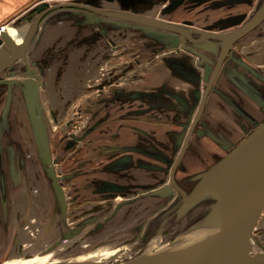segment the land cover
<instances>
[{
  "label": "crops",
  "instance_id": "obj_1",
  "mask_svg": "<svg viewBox=\"0 0 264 264\" xmlns=\"http://www.w3.org/2000/svg\"><path fill=\"white\" fill-rule=\"evenodd\" d=\"M33 1L0 0V19L16 17ZM97 1L90 0L89 4L119 10L123 0ZM262 2L202 0L195 4L187 0L161 10L160 1L142 0L135 1L141 7L127 6L128 11L226 33L241 26ZM124 4L125 1L121 3ZM59 9L41 21L27 49L25 64L36 67L40 75L36 100L47 138L49 131L60 125L59 117L71 111L85 115L75 128L88 137L87 150H80L84 144L66 138L62 139L63 151L58 153L65 161L73 156L83 163L85 169L80 171V185L75 191L88 194L92 190L86 188L93 187L95 192L104 193L118 188L119 194H130L164 185L194 120L200 92L214 67L211 60L215 53L219 54L220 46L205 40L193 43V50H189L153 35L143 26H103L83 19L75 11ZM232 50L207 102L202 120L206 133L193 134L178 170L180 182L187 175L206 172L226 155L224 145L233 144V134L242 129V110L251 119L260 121L264 116V110L243 94V79L237 76L246 74L248 81L264 83V21L237 41ZM202 56L206 58L204 63ZM10 79L14 80L11 102L19 107L22 102L26 104L31 117L25 95L26 77L7 80V99ZM130 91L141 93L132 95ZM61 124L63 128L65 122ZM78 150L80 155L76 154ZM7 157L10 170V163L16 159ZM37 170L43 172L44 168L38 166ZM131 187L136 191L122 189ZM168 200L161 195L141 200L136 206L153 214ZM36 203V210L42 207V192Z\"/></svg>",
  "mask_w": 264,
  "mask_h": 264
},
{
  "label": "rangeland",
  "instance_id": "obj_2",
  "mask_svg": "<svg viewBox=\"0 0 264 264\" xmlns=\"http://www.w3.org/2000/svg\"><path fill=\"white\" fill-rule=\"evenodd\" d=\"M72 1L88 4L90 2V0H34L16 17L0 19V26L6 25L8 30L14 29L30 23L41 10L50 5ZM123 1L126 4L121 5ZM123 1H120L119 5L122 8L121 10L117 8L118 11H128L127 5H134L135 1L142 0ZM158 1L161 2V10H164L171 4L187 0ZM192 1L197 4L202 0ZM139 5L141 7V3L135 4L137 7ZM61 10L75 11L83 19L88 20H92V16L95 15L79 8H61L57 11ZM131 11L151 16L132 9ZM96 23L103 26H139L106 16H99ZM149 32L174 43L170 38L172 33L170 31ZM193 35L196 34L193 33ZM187 43L193 49L192 44L195 42L187 41ZM217 56L218 53H215L211 60L212 64H215ZM27 61L26 55L0 74V264H39L56 261H102L116 264L133 259L142 253L152 240L157 239L159 245L175 243L181 235L190 236L199 227L206 225L205 222L213 217L210 212L215 204L213 200L199 204L181 218H177L175 214L165 219H163L164 216L158 217L156 224L151 226L147 239L141 238V240L139 237L143 234L151 214L149 211L142 212L136 206L137 202L134 198L138 194L110 196L105 191L97 194L98 200L87 201L86 199L92 196L91 193L87 194L84 190L75 191L77 185H80L78 182L81 179L80 171L85 169L82 166L83 163L73 156L65 161L58 155L63 151L62 139L66 138L78 144H84L80 150L88 148L86 145L88 137L82 132L78 133V130L76 132L77 128H75V123L82 121L85 115L75 114L74 111L59 117L57 122L61 126V123L65 122L64 129L58 125V128L55 127L49 131L47 138L48 144L51 141L49 144L53 154L51 160L61 185L60 190L55 189L51 175L45 171L48 165L41 159L32 117L26 104L22 102L19 107L12 101L10 109L5 111L7 80L13 76L23 77L24 75L20 73L26 72ZM212 68L213 66L211 71ZM237 76L243 79V94L256 102L259 108H263L264 83L248 81L246 74L242 76L237 74ZM130 93L134 95L141 91H130ZM263 121L264 116L260 121L251 119L242 110V129L233 134V137H236L233 144L244 140ZM80 150L76 154L80 155ZM7 156L11 158L13 156L16 159V162L10 163L13 166L10 170L9 163L6 161ZM38 166L44 168V171L39 172ZM99 180L95 181L98 186ZM38 185L40 191H38ZM103 189L106 190V188ZM39 192H42L44 203H41L42 207L36 210ZM250 252L256 256H264V210L253 229Z\"/></svg>",
  "mask_w": 264,
  "mask_h": 264
},
{
  "label": "water",
  "instance_id": "obj_3",
  "mask_svg": "<svg viewBox=\"0 0 264 264\" xmlns=\"http://www.w3.org/2000/svg\"><path fill=\"white\" fill-rule=\"evenodd\" d=\"M59 8H79L90 11L95 14L91 18L92 21L98 20L99 16H106L138 24L148 31L167 30L172 32L170 38L175 46H183L187 49H191L187 41L212 40V46H220L215 67L206 82L200 108L188 131L183 149L172 168L170 183L158 190V194L163 196L174 191V187L180 192L178 194H181L183 199L178 208V216L185 214L204 199L213 200L215 203L227 201L224 205L225 207L221 208V215L219 217L216 214L214 215L215 221L221 227V235L217 246L198 261L161 262L132 260L116 264H264V256H256L250 252L253 229L264 210V121L249 136L235 145L219 162L206 172L201 173L199 182L190 193L186 192L175 177L177 165L197 128L207 104L208 96L224 62L229 59L233 45L264 20V0L241 27L226 33L204 31L182 23L147 17L133 11L105 9L78 1L50 5L41 10L30 23L16 27L17 31L23 35L22 41H17L8 31H2L0 35V74L12 67L23 56H26L27 49L43 18L51 11ZM193 33L196 35H193ZM204 61H206V58L202 56V62ZM24 76L26 77L24 81L26 84L25 95L33 120L40 155L48 165L47 171L53 179L55 189L60 190L59 175L56 173L51 160L50 147L37 108V80L40 79L38 69L28 65ZM13 83L14 80L12 79L8 81V99L5 111L9 110ZM198 134L204 135V130L198 129ZM39 264L112 263L102 261H56Z\"/></svg>",
  "mask_w": 264,
  "mask_h": 264
},
{
  "label": "bare ground",
  "instance_id": "obj_4",
  "mask_svg": "<svg viewBox=\"0 0 264 264\" xmlns=\"http://www.w3.org/2000/svg\"><path fill=\"white\" fill-rule=\"evenodd\" d=\"M142 15V14H141ZM146 16V15H144ZM152 17V16H147ZM157 18V17H152ZM5 30L8 31L7 27ZM17 41L23 40V35L17 29L10 32ZM1 35V34H0ZM24 57V56H23ZM227 201L215 203L210 211L213 217L205 222V226H201L192 235H181L175 243L159 245L158 240H152L143 250L142 253L131 259L130 261H198L203 259L205 255L214 247L221 235V227L214 219V215H221V208L225 207ZM208 219V218H207ZM218 220V218H217Z\"/></svg>",
  "mask_w": 264,
  "mask_h": 264
},
{
  "label": "flooded vegetation",
  "instance_id": "obj_5",
  "mask_svg": "<svg viewBox=\"0 0 264 264\" xmlns=\"http://www.w3.org/2000/svg\"><path fill=\"white\" fill-rule=\"evenodd\" d=\"M255 11V10H254ZM253 11V12H254ZM252 12V13H253ZM252 15V14H251ZM251 15L249 16V18L251 17ZM248 18V19H249ZM247 19V20H248ZM246 20V21H247ZM245 21V22H246ZM264 21V20H263ZM262 21V22H263ZM244 22V23H245ZM261 22V23H262ZM243 23V24H244ZM242 24V25H243ZM241 25V26H242ZM259 25V24H258ZM257 25V26H258ZM241 26H239V27H241ZM256 26V27H257ZM238 27V28H239ZM255 27V28H256ZM238 28H236V29H238ZM254 28V29H255ZM253 30V29H252ZM251 30V31H252ZM249 33V32H248ZM247 33V34H248ZM246 34V35H247ZM246 35H244V36H246ZM243 36V37H244ZM243 37H241V38H243ZM240 38V39H241ZM239 39V40H240ZM239 40H237V41H239ZM236 43V42H235ZM230 57H232V53H230V56H229V59H230ZM228 60V59H227ZM201 62H202V59H201ZM205 62V61H204ZM204 62H202V63H204ZM216 63V62H215ZM214 67H215V64H214ZM214 67H213V69H214ZM213 69H212V71H211V73H210V75H209V77L207 78V80L205 81V85H204V89H205V87H206V82L209 80V78H210V76H211V74H212V72H213ZM217 80V79H216ZM215 83H216V81H215ZM214 89H215V84H214V86H213V88H212V90H211V92H210V94L214 91ZM203 92H204V90L202 91V93H201V95H200V97L202 98V95H203ZM210 94H209V96H210ZM209 96H208V99H209ZM201 98H200V103H199V107H198V109H197V111H196V114H197V112H198V110H199V108H200V104H201ZM207 102H208V100H207ZM206 107H207V104H206V106H205V109H204V112H203V114H202V116H201V118H200V120H199V122H198V125H197V128L195 129V131H194V133L196 132L197 134H198V129H203L204 130V134L206 133V130H205V128H203V126H202V120H203V117H204V114H205V110H206ZM262 109L264 110V103H263V105H262ZM196 114H195V116H196ZM195 118V117H194ZM192 125V124H191ZM191 125H190V127H191ZM190 127H189V129H190ZM189 131V130H188ZM193 133V134H194ZM187 134H188V132H187ZM187 134H186V136H185V138H184V140H183V143H182V146H181V149H180V151H179V153H178V155H177V157L175 158V160L172 162V164H171V166H170V169H169V180L164 184V185H162V186H160V187H157V188H153V189H145V191H143L142 190V192H141V190H140V192L139 193H134V194H138L137 195V197H135L134 198V201L135 202H139L140 201V203H141V200H144V199H150L151 197H159V196H161L160 194H158V190L159 189H161L162 187H164V186H166L167 184H169L170 183V180H171V171H172V168H173V166H174V164H175V162H176V160H177V158L179 157V155H180V153H181V151H182V149H183V145H184V143H185V140H186V137H187ZM199 135V134H198ZM193 136V135H192ZM192 138V137H191ZM191 138H190V140H189V142H188V145H187V147H186V149H185V152L183 153V155H182V157H181V160H180V162L178 163V165H177V168H176V171H175V177H176V180H177V182L186 190V192L187 193H190L192 190H193V188L197 185V183L199 182V180H200V178H199V176H200V174H198V175H187L183 180L184 181H182V182H180L178 179H177V174H178V170L180 169V167L182 166V161H183V158H184V156H185V154H186V152H187V150H188V147H189V145H190V143H191ZM235 145H237V144H235ZM234 144H230V145H224V147H225V150L227 151V153L235 146ZM78 187H76V189H77ZM144 189V188H146V187H141V189ZM86 189H88V190H92V196H90L89 197V199H86L87 201L89 200H91V201H96V199H98L97 198V194H99V193H97V192H95V188H86ZM123 190H124V192L125 191H127V190H132V192L133 191H136V189L134 188V187H131V188H122ZM111 191H109V192H107V194L108 195H115V194H119V193H121V192H118L117 190H118V188H113V189H110ZM178 193H180L175 187H174V191H172L171 193H169V194H166L165 196L166 197H168V201H167V203L164 205V207L162 208V209H160V210H158V211H156L155 213H153V214H151V216L148 218V220H147V223H146V228L144 229V232H143V234H141L140 235V237H139V239H143V240H145V239H147V237H148V233H149V231H150V228H151V226L152 225H154V224H156V220H157V218L158 217H162V216H164V218L163 219H165V218H167V217H170V215H172V214H175L176 216H177V218H181V217H183V216H185L186 214H188L193 208H195L196 206H198L199 204H201V203H203V202H205V201H207V200H210V199H204V200H202L199 204H197V205H195L191 210H189L188 212H186L185 214H183V215H181V216H178V208H179V206L181 205V203H182V199H183V197H182V195L181 194H178ZM88 194H90V193H88ZM101 194V193H100ZM150 219H152V220H150ZM150 220V221H149ZM160 220H161V218H160ZM141 239V240H142ZM144 242V241H143Z\"/></svg>",
  "mask_w": 264,
  "mask_h": 264
},
{
  "label": "built area",
  "instance_id": "obj_6",
  "mask_svg": "<svg viewBox=\"0 0 264 264\" xmlns=\"http://www.w3.org/2000/svg\"><path fill=\"white\" fill-rule=\"evenodd\" d=\"M5 27H7L6 25H1L0 26V34L2 33L3 30H5Z\"/></svg>",
  "mask_w": 264,
  "mask_h": 264
}]
</instances>
